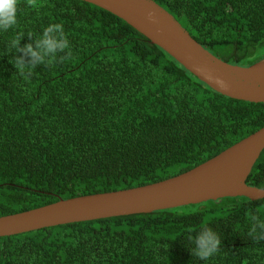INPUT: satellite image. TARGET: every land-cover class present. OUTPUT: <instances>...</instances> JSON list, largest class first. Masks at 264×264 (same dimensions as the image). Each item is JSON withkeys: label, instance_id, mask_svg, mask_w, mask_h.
I'll list each match as a JSON object with an SVG mask.
<instances>
[{"label": "trees", "instance_id": "16d2710c", "mask_svg": "<svg viewBox=\"0 0 264 264\" xmlns=\"http://www.w3.org/2000/svg\"><path fill=\"white\" fill-rule=\"evenodd\" d=\"M219 58H264V0H155ZM0 33V217L60 199L130 189L185 173L264 127V102L224 95L114 13L84 0H16ZM50 25L68 58L27 78L6 45ZM248 184L264 189V150ZM264 198L224 197L149 213L73 222L0 237V264H264L247 240ZM214 228L210 261L185 246Z\"/></svg>", "mask_w": 264, "mask_h": 264}, {"label": "water", "instance_id": "95a60500", "mask_svg": "<svg viewBox=\"0 0 264 264\" xmlns=\"http://www.w3.org/2000/svg\"><path fill=\"white\" fill-rule=\"evenodd\" d=\"M127 21L214 90L232 98L264 102V58L250 65L229 63L199 43L155 0H84ZM264 150V127L217 156L180 175L118 191L60 199L0 217V237L100 218L149 213L224 197L264 198L248 184Z\"/></svg>", "mask_w": 264, "mask_h": 264}, {"label": "clouds", "instance_id": "9594fccd", "mask_svg": "<svg viewBox=\"0 0 264 264\" xmlns=\"http://www.w3.org/2000/svg\"><path fill=\"white\" fill-rule=\"evenodd\" d=\"M17 24L16 0H0V33H7ZM30 42L21 46L24 37H14L6 49L10 63L22 78H27L39 67H51L68 58L70 41L59 25H50L38 35H29ZM247 240L253 246H264V215L253 214L246 227ZM185 246L197 261L207 262L221 250V235L212 227L205 226L188 233Z\"/></svg>", "mask_w": 264, "mask_h": 264}]
</instances>
